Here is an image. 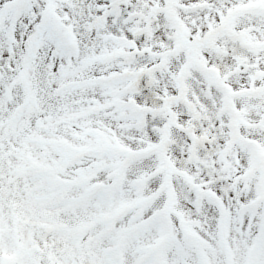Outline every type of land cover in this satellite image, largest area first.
<instances>
[{
    "label": "snow or ice",
    "instance_id": "6c2138e0",
    "mask_svg": "<svg viewBox=\"0 0 264 264\" xmlns=\"http://www.w3.org/2000/svg\"><path fill=\"white\" fill-rule=\"evenodd\" d=\"M0 264H264V0H0Z\"/></svg>",
    "mask_w": 264,
    "mask_h": 264
}]
</instances>
